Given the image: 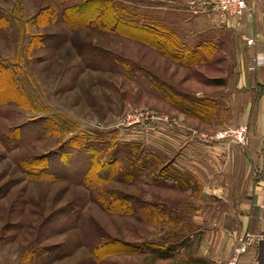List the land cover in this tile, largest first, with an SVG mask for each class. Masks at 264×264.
Returning a JSON list of instances; mask_svg holds the SVG:
<instances>
[{"label": "rangeland", "instance_id": "1", "mask_svg": "<svg viewBox=\"0 0 264 264\" xmlns=\"http://www.w3.org/2000/svg\"><path fill=\"white\" fill-rule=\"evenodd\" d=\"M109 1L0 0V264H220L255 172L210 137L241 123L264 0L227 17L206 0ZM35 118L57 131L37 136ZM72 138L91 149L62 153Z\"/></svg>", "mask_w": 264, "mask_h": 264}, {"label": "crops", "instance_id": "2", "mask_svg": "<svg viewBox=\"0 0 264 264\" xmlns=\"http://www.w3.org/2000/svg\"><path fill=\"white\" fill-rule=\"evenodd\" d=\"M249 2L251 3L253 12L257 9L261 10V5L256 4L252 0H249ZM251 15L249 14L250 18ZM243 19L245 20V18ZM263 19V13L260 15L256 14L251 23L252 29L255 28L257 32L254 36L257 43L256 47L261 51L264 50ZM250 51L248 53L253 59L254 52ZM261 51L257 52V59H261V55L259 54ZM253 70L254 72H252V76L248 82L249 87L244 94L245 98L240 103L244 107V110L239 120L241 123H248L249 143L244 149V153L239 154L238 157L243 158L246 163L250 164L251 171L252 173L255 172V176H253V180L245 184L244 196L240 199L239 218L241 225L239 234L245 230L264 233V64L262 66L259 64ZM251 93L252 95H250ZM220 145L222 144L220 143ZM256 250L261 253L264 260V241L250 249L249 254L251 257L255 256Z\"/></svg>", "mask_w": 264, "mask_h": 264}, {"label": "built area", "instance_id": "3", "mask_svg": "<svg viewBox=\"0 0 264 264\" xmlns=\"http://www.w3.org/2000/svg\"><path fill=\"white\" fill-rule=\"evenodd\" d=\"M207 8L209 11L217 13L221 17L242 15L246 10H248L246 0H206ZM254 38L247 39V44H252ZM152 117V116H151ZM147 118V116H142L141 114L128 115L126 121L128 123L140 122L142 119ZM213 141H220L224 139L235 140L243 149L248 146L249 135H248V124L239 123L233 127H227L219 130L210 137ZM264 241V233L252 232L250 230L243 231L237 238L236 242L231 249L230 256L225 260L221 261L220 264H252L248 262L251 257L249 251L252 247H255L260 242ZM258 250H256L255 256L258 255ZM253 257V258H254ZM257 264V261H254Z\"/></svg>", "mask_w": 264, "mask_h": 264}, {"label": "trees", "instance_id": "4", "mask_svg": "<svg viewBox=\"0 0 264 264\" xmlns=\"http://www.w3.org/2000/svg\"><path fill=\"white\" fill-rule=\"evenodd\" d=\"M107 1L111 4V2L109 0H107ZM109 3H108V7L110 8L111 6H109ZM112 11H113V5H112ZM6 19L7 18H5L4 15L0 14V22H4V21H6ZM129 20L130 19L125 20V22L127 24H130L131 26H133L135 28H138V29H142V30L154 32L156 34H161V31L164 30L163 27L161 26V24H156L155 26L152 25V26L148 27L149 25H147V24H144L143 25V24H139L137 22H134L132 20H130V21ZM165 40L168 41V39H165ZM169 43H170V41H169ZM155 47H158L159 48L158 45H156ZM159 49L163 50V52L165 54H168L169 56H174L176 58H179L178 56H181L182 58L187 57L188 59H194V58H196V56H195V54H193V52H180V51L178 52V51H175L173 53H178V54L181 53L180 55L176 56L175 54H173V55L170 54L172 52V50L169 47H167V49H165V50L162 49V48H159ZM9 67H10L9 64H4V63L0 62V76L2 78L6 79L7 81H10L11 82V80H12L11 79L12 73L10 71V68L11 67L10 68ZM16 92H17V95L18 96L23 97L20 93H18L17 88H16ZM20 101L23 102L22 100H20ZM18 104L20 106H22L23 108H31V105L30 104L24 103L22 105L19 102H18ZM30 122H31V124H33V123H36L37 124V123H40V122L42 123L41 126L39 125V127L34 128V130H35L34 131V134H36L37 136L38 135H40V136L41 135H46L48 132L54 134L57 131V124H56V122H54L50 118H35V119L31 120ZM27 123H29V122H26L25 124H27ZM75 145H79L80 147L79 148H74ZM89 149H91V146H89V144H86L83 140H79L78 138H72V139L66 141L65 144L62 145L63 152H62V150H61V152L64 153L67 150V153H70L71 151L72 152H75L73 150H82L83 151V150H89ZM91 157H93V153L90 154V158ZM31 161H32V159L30 160V162ZM33 161H34V159H33ZM33 161L31 163H33ZM30 162H28L27 164H29ZM102 169H104L103 166H102ZM107 171L110 174H113L114 173L113 171H111L110 168L107 169ZM81 182L83 184H88L89 185V181H87V178L86 177L84 179H81Z\"/></svg>", "mask_w": 264, "mask_h": 264}]
</instances>
